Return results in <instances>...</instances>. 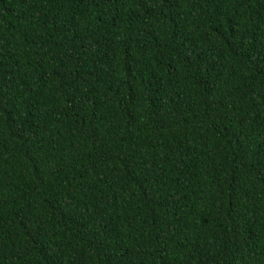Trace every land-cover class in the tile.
<instances>
[{"label":"trees","instance_id":"16d2710c","mask_svg":"<svg viewBox=\"0 0 264 264\" xmlns=\"http://www.w3.org/2000/svg\"><path fill=\"white\" fill-rule=\"evenodd\" d=\"M0 264H264V0H0Z\"/></svg>","mask_w":264,"mask_h":264}]
</instances>
